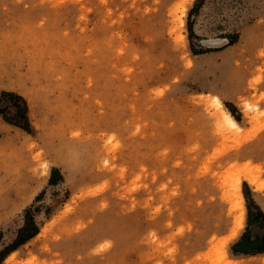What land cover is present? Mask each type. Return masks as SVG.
Returning a JSON list of instances; mask_svg holds the SVG:
<instances>
[{"label":"rangeland","instance_id":"rangeland-1","mask_svg":"<svg viewBox=\"0 0 264 264\" xmlns=\"http://www.w3.org/2000/svg\"><path fill=\"white\" fill-rule=\"evenodd\" d=\"M249 175L264 0H0V264H264Z\"/></svg>","mask_w":264,"mask_h":264},{"label":"bare ground","instance_id":"bare-ground-1","mask_svg":"<svg viewBox=\"0 0 264 264\" xmlns=\"http://www.w3.org/2000/svg\"><path fill=\"white\" fill-rule=\"evenodd\" d=\"M216 105L218 106L216 116L220 120L221 129L226 131H239L241 126L238 120L233 116V114L223 105L222 101L215 97ZM243 130V129H242ZM219 133V132H218ZM241 137V136H240ZM251 137V136H250ZM243 138V137H242ZM241 138V139H242ZM240 144V143H239ZM236 146V145H235ZM228 148H225L227 150ZM246 173V172H245ZM246 180L253 186L256 190L264 189V185L259 182V177L256 175H249ZM242 181H236L231 189L230 198L232 199V208L238 212V216L235 218L237 220V227L240 228L244 218V196L241 190Z\"/></svg>","mask_w":264,"mask_h":264},{"label":"trees","instance_id":"trees-1","mask_svg":"<svg viewBox=\"0 0 264 264\" xmlns=\"http://www.w3.org/2000/svg\"><path fill=\"white\" fill-rule=\"evenodd\" d=\"M38 228L33 224L26 222L25 226L19 231L16 242L13 244V249L22 243H25L28 239L36 235Z\"/></svg>","mask_w":264,"mask_h":264}]
</instances>
